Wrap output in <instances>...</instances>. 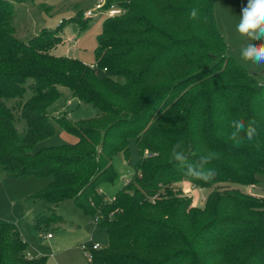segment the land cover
Listing matches in <instances>:
<instances>
[{"label":"trees","instance_id":"1","mask_svg":"<svg viewBox=\"0 0 264 264\" xmlns=\"http://www.w3.org/2000/svg\"><path fill=\"white\" fill-rule=\"evenodd\" d=\"M24 1L0 0V172L49 177L36 199L50 207L71 200L97 215L106 246L91 252V264H264V200L241 191L264 173V85L227 57L212 1L105 0L104 8L122 13L103 20L92 65L50 54L63 21L15 39L12 3ZM86 21L77 13L65 22L81 30ZM62 89L94 116L51 117ZM233 119L254 121L251 142L237 147L228 139ZM50 120L74 144L36 148L53 136ZM129 139L138 161L103 202L99 185L114 181L116 155L128 162ZM177 142L189 162L219 154L206 166L212 181L183 176L170 160ZM183 183L209 191L202 206L182 195ZM52 215L35 224L57 222ZM25 251L16 228L0 221V264L44 263Z\"/></svg>","mask_w":264,"mask_h":264},{"label":"rangeland","instance_id":"2","mask_svg":"<svg viewBox=\"0 0 264 264\" xmlns=\"http://www.w3.org/2000/svg\"><path fill=\"white\" fill-rule=\"evenodd\" d=\"M94 0H25L18 3L13 2V37L20 41H26L34 36L40 29L53 30L62 21L59 37L62 41L57 44L50 54L63 56V51L68 58H76L83 64L94 63V49L96 38L100 34V21L104 17H92L86 21L80 30L76 23L65 22L73 18L77 13L82 18V13L92 7ZM212 17L215 28L226 46V55L242 69L255 75L259 84L264 85V68L256 65L244 63L238 58V45L240 37L234 32V24L239 21L241 10L246 7L248 0H211ZM92 2V3H91ZM94 20H97L95 22ZM77 39V44H75ZM261 41H255L259 44ZM76 56V57H74ZM101 87V86H100ZM61 96L49 109L51 117L65 114L67 120L78 121L91 118L95 110L88 105H80L71 98L65 89L61 90ZM25 93L23 99L29 97ZM52 122V120H50ZM54 134L47 138L36 148L60 145H72L75 138L64 132L53 122ZM23 128V122H19L16 127ZM128 162H125L120 155H116L111 160V166L116 177L109 183L99 185V195L103 202L110 201L131 177L139 155L133 139L128 140ZM257 185L239 187L244 194L255 199L264 200V173L258 178ZM50 182L49 177L21 176L9 177L0 172V221L12 224L18 231L21 240L26 245V253L32 258H41L43 264H88V260L83 256L79 246L92 241L99 248L106 246L105 232L94 227L91 216L82 213L71 200H63L56 206L50 207L42 200L34 197L40 190H43ZM181 184L172 186L180 187ZM234 187L235 186H230ZM237 188V187H236ZM253 190V191H252ZM208 190L198 188L187 190L182 186V195L190 196L191 204L197 207L202 206ZM202 195L203 199L200 198ZM58 217V221H49L38 226L35 220L39 217ZM94 215L93 218H96ZM50 235L51 240L45 241L44 236Z\"/></svg>","mask_w":264,"mask_h":264},{"label":"clouds","instance_id":"3","mask_svg":"<svg viewBox=\"0 0 264 264\" xmlns=\"http://www.w3.org/2000/svg\"><path fill=\"white\" fill-rule=\"evenodd\" d=\"M191 18H196L197 11L193 9ZM235 34L240 37L238 58L244 63H251L264 68V0H248L246 7L241 10L239 21L233 26ZM261 41L259 44L255 41ZM254 121L247 125L241 119H233L228 139L234 146H240L245 141L251 142L256 136ZM219 154L209 152L198 162H189L180 142H177L170 155V160L181 170L184 177L191 180L210 182L215 171L206 167L212 160L218 159Z\"/></svg>","mask_w":264,"mask_h":264},{"label":"built area","instance_id":"4","mask_svg":"<svg viewBox=\"0 0 264 264\" xmlns=\"http://www.w3.org/2000/svg\"><path fill=\"white\" fill-rule=\"evenodd\" d=\"M105 5V0H94L92 7L90 9H86L83 13H82V18L85 20H88L92 17H96V16H103L104 18H111L114 17L116 15H119L122 13V10L115 7L114 5H109L107 8H104ZM154 157V154L149 153V152H144L143 153V158H152ZM190 189H194L191 188ZM203 199V198H202ZM97 217L93 218V224L97 222ZM50 235H46L43 238L44 239H50ZM79 249L81 250L83 256L90 261L91 259V252L98 250L99 246L95 243H84L82 245L79 246ZM26 257L29 258V256L26 254Z\"/></svg>","mask_w":264,"mask_h":264},{"label":"crops","instance_id":"5","mask_svg":"<svg viewBox=\"0 0 264 264\" xmlns=\"http://www.w3.org/2000/svg\"><path fill=\"white\" fill-rule=\"evenodd\" d=\"M93 2H94V1H93ZM91 3H92V2H91ZM92 4H93V3H92ZM85 9H87V8H85ZM98 17L100 18V17H103V16H98ZM104 19H105V18H104ZM104 19H102V20L100 21V25L102 24V22H103ZM94 21L97 22V20H94ZM97 23H98V22H97ZM36 34H37V33H36ZM36 34H35V35H36ZM13 35H14V32H13ZM35 35H34V36H35ZM58 36H59V35H58ZM32 37H33V36H32ZM30 38H31V37H30ZM59 38H60L61 41H62V37L60 36ZM28 39H29V38H28ZM28 39H27V40H28ZM19 41H20V40H19ZM74 42H75V44H77V42H78L77 39H75ZM67 50H68V49H66V50L63 51V53H64L63 56H57V57H67V58H68L69 56H67V54H65V53L67 52ZM53 56H54V55H53ZM74 57H76V56H74ZM74 59H76V58H74ZM76 60H78V59H76ZM78 61H80V60H78ZM83 64H84V63H83ZM84 65H91V64H84ZM182 186H183V187H184V186L187 187V190H188V191L191 190V189H190V186H188L187 183H183ZM200 198H203L202 195L200 196ZM191 200H192V199H191ZM193 206H195V205H193ZM43 239H44V238H43ZM51 239H52V238L50 237V239H44V240H45V241H49V240H51ZM26 254L28 255V253H26ZM28 256H29V255H28ZM29 258H32V257L29 256ZM88 264H91V263L88 262Z\"/></svg>","mask_w":264,"mask_h":264}]
</instances>
